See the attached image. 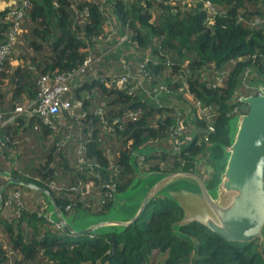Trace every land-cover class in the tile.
Returning a JSON list of instances; mask_svg holds the SVG:
<instances>
[{"label": "trees", "instance_id": "1", "mask_svg": "<svg viewBox=\"0 0 264 264\" xmlns=\"http://www.w3.org/2000/svg\"><path fill=\"white\" fill-rule=\"evenodd\" d=\"M18 1L0 0V45L7 40L4 17ZM209 1L216 10L207 19L203 0H29L16 41L0 63V114L5 118L16 105L31 103L41 74L65 75L64 96L78 105L73 116L64 112L66 125H56L60 116L53 119L55 129L24 113L3 124L0 176L45 189L69 220L107 211L105 185L113 183L116 192L129 185L135 152L143 153L146 170L197 174L205 158L212 167L205 179L212 184L223 162L232 107L244 111L238 96L251 94L241 85L244 71L255 87L264 84V21L249 25L264 18V0ZM84 8L87 16L75 20L73 9ZM109 25L115 28L113 39L95 45ZM122 34L127 41L109 47ZM87 57L90 62L83 65ZM121 57L126 65L118 63ZM121 75L124 86L117 83ZM158 85L164 90L153 96ZM191 99L212 108L213 131L204 130ZM174 121L184 129L178 152L170 146ZM198 137L206 140L196 143ZM79 142L86 161L80 169ZM78 182L79 192L68 190ZM2 184L0 264H264V227L260 244L226 241L196 222L175 232L180 209L156 197L120 232L76 236L59 225L46 198V208L25 204L20 192L38 191L0 178ZM13 191L20 194L19 206L7 200Z\"/></svg>", "mask_w": 264, "mask_h": 264}, {"label": "water", "instance_id": "2", "mask_svg": "<svg viewBox=\"0 0 264 264\" xmlns=\"http://www.w3.org/2000/svg\"><path fill=\"white\" fill-rule=\"evenodd\" d=\"M237 102L245 109L228 120L227 144L221 145L223 162L214 173L212 184L191 171L141 170L133 153L129 158L133 181L113 194L106 211L112 215L113 210L126 211L120 220H96L76 229L45 189L11 177L6 183L41 193L59 225L76 236L120 232L138 219L151 200L163 197L181 211L172 225L175 232L179 226L196 222L226 241L256 240L260 244L264 227V84L257 83L256 93L240 95Z\"/></svg>", "mask_w": 264, "mask_h": 264}, {"label": "built area", "instance_id": "3", "mask_svg": "<svg viewBox=\"0 0 264 264\" xmlns=\"http://www.w3.org/2000/svg\"><path fill=\"white\" fill-rule=\"evenodd\" d=\"M181 3H183L186 0H179ZM29 5V0H19L18 5H13L11 8L7 11L4 19L8 23V33H7V40L0 45V63L2 59L4 58L6 52L8 51V48L10 45L16 41V33L17 29L19 27V23L25 13V9ZM203 8L207 14V19H209L210 16H212L215 13V6L214 4L209 0H203ZM87 16L86 9H82L81 11H76L73 9V17H75V20H81L84 19ZM264 21V18H254L252 21H250V26H256L258 23ZM115 33V28L111 25L106 29V32L103 36L96 37L94 39L95 45H99L102 42L110 41L113 39ZM127 41V35L122 34L120 37H117L115 40L114 45H109L111 48H116L120 46L123 42ZM90 62V57H87L83 61V65H87ZM118 63L120 65H126L127 62L123 57H121L120 60H118ZM83 72V68L78 69L75 74H81ZM246 73L247 70L244 71L243 77L241 79V85L242 87H245L247 90L251 91V94L256 93V87L254 84L251 83L250 80H246ZM67 77L60 73H55L53 75L48 74H41L36 79V95L34 100L31 103H24L22 105H16L13 110L9 113L8 116L5 118L3 115L0 114V127L5 124L6 122L13 119L15 116L27 113L28 115H35L43 124L47 125V127L51 129H55V125L53 122V119L55 117H58L61 112L72 114L74 107L76 106V103L73 101H70L67 99L64 95L68 92V85H67ZM220 81V77L217 78V82ZM143 82V81H142ZM117 83L120 86H124L126 83V76L121 75L117 78ZM141 82L137 81L134 86L128 88V92L131 91V89H134L139 85ZM164 88L162 85H158L154 89H152L153 96L156 95V92L163 91ZM187 99H190L189 96H186ZM191 106L194 108L195 114L203 119L204 121V130L206 132L213 131L212 126V118L214 116V112L212 108L208 105L203 106L199 101L191 99L190 101ZM243 109L239 107L238 105H233L231 110V116L236 115L238 113H241ZM99 118L101 119V111L100 109H95L94 111ZM188 110H186L187 116H189ZM128 117L131 119L134 118L133 113H128ZM179 117V113L176 112V118ZM177 120V119H176ZM114 122H116V119H114ZM169 133L172 136V140L170 142V146L172 151L178 152L183 146L181 140H179V137L183 136L184 129L178 124V121H174V123L169 127ZM67 137H65L66 139ZM206 140V138H200L196 140V143H201ZM83 147L82 144L79 142L76 146V163L80 166L83 164H86L85 159L81 155ZM135 162L136 166L140 168L141 170H146L147 164L144 161V155L143 153L135 152ZM199 166V162H198ZM197 174L201 177H207L208 173L202 167H196ZM82 185L78 182L76 185H72L68 188V190L73 192H79ZM106 193L105 196L107 199H112V196L115 191V186L113 183L106 184ZM8 201L12 200L15 202L16 206L20 205V194L16 191L10 192L8 194ZM68 206H66L67 208Z\"/></svg>", "mask_w": 264, "mask_h": 264}, {"label": "crops", "instance_id": "4", "mask_svg": "<svg viewBox=\"0 0 264 264\" xmlns=\"http://www.w3.org/2000/svg\"><path fill=\"white\" fill-rule=\"evenodd\" d=\"M75 103H76V105H78V102L77 101H74ZM179 103V102H178ZM180 104V103H179ZM181 105V104H180ZM184 106V105H183ZM73 113V112H72ZM186 113V110H184V112H183V114H185ZM24 115H27V116H29L27 113H24ZM68 115V114H67ZM59 116L60 117H58V119H57V122H56V125H66L67 124V122H66V119L64 118V112H61L60 114H59ZM68 116H70V115H68ZM72 116H73V114H72ZM187 123H189V121L187 122ZM70 125V124H69ZM17 150V149H16ZM19 150V149H18ZM17 154V152H15V154L14 155H16ZM12 155V154H11ZM199 161H201V162H199L200 163V165H201V167H202V169H204L205 171H206V173H210L211 172V170H212V168L210 167V164H209V162L207 161V159H205V158H202L201 160H199ZM197 167H199L198 165H197ZM3 177H5V176H0V178H2L3 179V181H5V183H6V181H7V179H8V177H6V178H3ZM3 187V184L2 185H0V188H2ZM24 188H27V187H24ZM28 189H30V188H28ZM1 190V189H0ZM32 190V189H31ZM35 191V190H34ZM21 193V195H22V197L24 198V201H25V204L26 205H28V206H31V207H33L34 206V203L35 204H37V201H39L40 202V204H42V205H44L45 207L44 208H46V203H45V198L42 196L41 197V193H32V194H30V193H26V191H21L20 192ZM7 212V211H6ZM12 212H10V214H11ZM7 214H9V212H7Z\"/></svg>", "mask_w": 264, "mask_h": 264}, {"label": "rangeland", "instance_id": "5", "mask_svg": "<svg viewBox=\"0 0 264 264\" xmlns=\"http://www.w3.org/2000/svg\"><path fill=\"white\" fill-rule=\"evenodd\" d=\"M199 166L201 167L200 163H199ZM215 171L217 172L218 170L215 169ZM132 181H133V178L131 179L130 183ZM42 196L43 195H41V197ZM38 202L39 201H37V204H38ZM112 213H113V215L110 212H107V213L106 212H103V213H100V214H96V213H93V214L92 213H88V214L78 213L75 216V218H73L72 220H70V223H71V225L74 228L78 229V228H82V227L86 226L87 224L92 223V222H94L96 220H102V219H103L102 221H104L106 219H117V220H120V219H122V218L125 217L124 215L126 214V211L123 212L122 210H113ZM118 218H120V219H118ZM159 256L160 255H157L156 254V259H158Z\"/></svg>", "mask_w": 264, "mask_h": 264}]
</instances>
